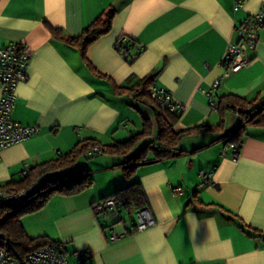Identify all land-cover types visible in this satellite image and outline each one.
Listing matches in <instances>:
<instances>
[{
    "label": "crops",
    "instance_id": "0c3cea01",
    "mask_svg": "<svg viewBox=\"0 0 264 264\" xmlns=\"http://www.w3.org/2000/svg\"><path fill=\"white\" fill-rule=\"evenodd\" d=\"M235 3L0 0V49L22 44L30 53L13 120L39 127L36 136L3 151L0 187L80 142L114 145L139 133L143 118L153 121L151 110L115 95L112 86L133 76L159 72L156 86L182 108L175 132L211 128L185 137L179 145L184 153L144 164L130 180L121 155L104 153L92 162L80 158L76 168L90 171L92 188L74 196L57 194L42 209L23 214L20 224L30 239L62 243L70 264L83 251L90 253L85 264H264V127L246 129L234 160L228 150L233 144L226 139L240 118L230 111L218 129L219 109L211 106L227 94L264 95V30L246 67L228 74L222 64L238 42L237 27L264 8V0H244L242 8ZM110 10L115 12L110 32L88 48L83 60L67 40ZM124 38L129 56L116 48ZM88 62L104 76L94 74ZM2 94L0 79V100ZM201 174L210 176V184L205 186ZM134 182L145 191L154 227L137 232L134 208H120L122 218L92 212L93 203ZM113 234L125 237L113 242Z\"/></svg>",
    "mask_w": 264,
    "mask_h": 264
},
{
    "label": "trees",
    "instance_id": "16d2710c",
    "mask_svg": "<svg viewBox=\"0 0 264 264\" xmlns=\"http://www.w3.org/2000/svg\"><path fill=\"white\" fill-rule=\"evenodd\" d=\"M114 14L115 12L112 10L107 14H101L80 36L67 40L73 49L80 51L83 60L86 61L88 48L100 37L110 32ZM123 40L120 39L118 41L116 48L123 52L124 55L127 54L129 56L131 50L129 42ZM133 61L134 59L131 62ZM88 65L94 74L99 77L104 76L89 62ZM158 77L159 72L152 71L151 74L143 78L130 77L121 85L112 82L115 95L129 97L136 104L151 110L153 114V121L149 118H143L144 124L141 131L133 134L128 141L104 146L100 141L96 140L80 142L70 153L33 167L27 174L24 173L21 180L9 182L0 187L3 190L18 193L35 185L34 195L26 204L18 205L17 207L0 206V231L9 235L11 241H13L15 253H18L19 256H24L36 249L45 247V245L56 243L46 237L30 239L20 224V217L23 214H31V212L42 209L57 194L66 197L74 196L92 188L94 183L93 175L85 168L77 169L76 165L82 157L99 156H89V153L96 147L103 149V154L121 155L126 158L124 173L126 179L130 180L137 174V169L140 166L154 161L177 157L179 154L184 153L179 145L185 137L201 133L204 129H211L203 126L175 132L173 127L181 115L182 109L163 108L161 102L157 98L152 97L150 90L152 87H157ZM216 103L221 119V125L218 129L222 128L224 117L228 112H239L240 126L229 134L226 139L227 145L230 143L241 149L248 127H264V95L259 94L255 98L247 99L234 94H227L219 97ZM139 144L141 146L137 150L136 146ZM108 197L116 199L118 210L122 208L129 211L134 208L137 211L147 207L148 203L145 191L139 182L131 183L129 187L119 189ZM106 198L103 200H106Z\"/></svg>",
    "mask_w": 264,
    "mask_h": 264
},
{
    "label": "built area",
    "instance_id": "2783aa9c",
    "mask_svg": "<svg viewBox=\"0 0 264 264\" xmlns=\"http://www.w3.org/2000/svg\"><path fill=\"white\" fill-rule=\"evenodd\" d=\"M237 8H242L244 0H235ZM236 34L238 42L231 45L225 54L223 65L227 69V73H237L246 67L251 59L248 55L250 50H255L260 38V33L264 30V8L250 16L249 19L237 27ZM125 41L127 39L124 38ZM123 40V41H124ZM118 45V43H117ZM116 45V47H117ZM121 54L124 55L123 52ZM30 53L22 44H11L7 48L0 49V79L1 88L3 91L0 100V159L3 151L16 146L17 144L28 141L29 138L36 136L39 132L37 126H23L19 122L13 120L12 112L16 106L17 87L26 79L27 70L29 67ZM221 82H218V86ZM152 97L157 98L161 102L163 108L172 110L180 109L176 106L166 89L158 87L151 88ZM214 110H218L217 104L212 103ZM182 109V108H181ZM239 113V112H238ZM237 113V114H238ZM230 156L234 160H238L240 149L236 145L229 146ZM103 149L96 147L89 153L91 155H101ZM30 168H25V174ZM201 181L206 185L210 184V176L201 174ZM35 185L30 186L24 191L12 193L0 188V206L24 205L34 195ZM180 193L179 190L175 191ZM128 211V210H125ZM92 212L96 215L106 216V213L113 212L116 216L122 218L123 212L118 210L116 199L112 197L106 200H100L93 203ZM130 212V210L128 211ZM136 231L144 232L156 225L153 214L148 207L139 209L136 212ZM113 242H118L125 235L112 236ZM90 258L88 251L78 252L75 259V264H85L84 262ZM0 264H70L66 251H64L62 243L48 244L45 247L34 250L33 252L19 256L15 253L13 241L8 234L0 231Z\"/></svg>",
    "mask_w": 264,
    "mask_h": 264
},
{
    "label": "rangeland",
    "instance_id": "374dc122",
    "mask_svg": "<svg viewBox=\"0 0 264 264\" xmlns=\"http://www.w3.org/2000/svg\"><path fill=\"white\" fill-rule=\"evenodd\" d=\"M82 158L84 161L92 162L93 160H96L97 157H91V158L82 157Z\"/></svg>",
    "mask_w": 264,
    "mask_h": 264
}]
</instances>
